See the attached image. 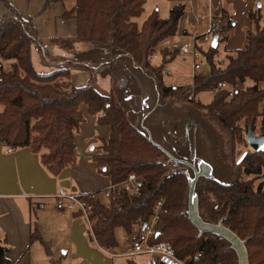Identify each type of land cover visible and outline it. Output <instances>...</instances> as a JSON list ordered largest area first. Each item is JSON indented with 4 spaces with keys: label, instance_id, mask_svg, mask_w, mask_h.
Returning a JSON list of instances; mask_svg holds the SVG:
<instances>
[{
    "label": "trees",
    "instance_id": "trees-1",
    "mask_svg": "<svg viewBox=\"0 0 264 264\" xmlns=\"http://www.w3.org/2000/svg\"><path fill=\"white\" fill-rule=\"evenodd\" d=\"M59 1L62 0H46L43 9ZM1 2L11 13L0 18V58L12 62L9 69L0 70V145L11 150L28 147L39 154L51 174L58 175L77 159L76 130L85 121V114L96 115L97 125L109 128L107 138L98 137L96 152L90 155L98 172L112 184L122 182L131 173L140 181L138 192L122 191L112 198L87 200L92 206V233L101 247L111 250L118 246L119 227L132 238L136 236L152 216L155 202L161 199L165 212L156 224L155 241L168 242L186 264H238L237 252L228 238L200 230L184 211L190 188L187 175L171 168L167 153L147 132L130 122L119 100L94 88L92 77L88 84L63 87L70 76L69 65L81 63L71 60L65 68L48 73L37 71L31 61V46L36 44L41 50L36 29L30 19L14 12L8 0ZM144 2L75 0L61 15L75 20V34L53 41L66 51H73L77 42L116 48L121 57L128 56L143 73L155 79L163 99L178 95L192 100L194 95L218 87L211 101H198L197 106L203 109L205 119L227 133L230 158L235 162L232 165L240 175L229 183L214 177L198 178V223L202 228L220 224L229 229L243 241L248 264H264V149L249 148L243 135L248 128L255 129L258 117L264 131V109L260 108L264 89L259 87L264 80V26L259 23L260 15L250 12L254 29L246 31L244 45L219 57V44L228 38L231 22L222 25L216 33V45L210 43L206 50L199 48L208 68L199 70L191 83L174 85L163 82L164 65L178 50L162 48L160 62L153 61L151 55L159 42L178 33L184 5H174L164 18L153 10L139 23L135 18L143 12ZM43 56L50 61L64 60L46 52ZM247 80L251 84L245 85ZM222 83L224 87H220ZM240 146L249 149L235 158ZM29 241H39L51 257V246L41 236L35 220ZM7 250L0 243V264H13L6 257Z\"/></svg>",
    "mask_w": 264,
    "mask_h": 264
},
{
    "label": "crops",
    "instance_id": "crops-1",
    "mask_svg": "<svg viewBox=\"0 0 264 264\" xmlns=\"http://www.w3.org/2000/svg\"><path fill=\"white\" fill-rule=\"evenodd\" d=\"M45 1L8 0L16 14L25 20H31L37 35L39 34V28L40 32L44 31V34L49 39L74 35L76 27L74 19L66 20L61 17L64 11H61L62 9H60L59 5L64 0L51 3L48 8L43 9ZM254 1L167 0L168 10L176 4H183L185 9L179 19L178 33L165 39L163 45L168 44L169 47L172 44L176 48L175 44L182 37L194 36L205 32L209 27V17L213 16L218 20L220 29L227 21L231 22V28L228 29V38L219 44V57L228 51L239 49L245 43L246 31L254 29V24L249 16L250 12L259 14V23L264 26V23L261 22V3L254 4ZM154 10L159 11L157 8ZM7 13H11V11L0 0V18ZM207 44L200 40L197 42L198 48L202 49L203 46H209ZM41 50L42 52H48L47 48H43L42 45ZM51 51V56L64 58V60L59 61L60 63L68 65L71 61L69 59H72L73 52L61 50L57 47L51 48ZM37 52H39L38 48ZM178 53L182 61H185V55L179 51ZM32 55L33 45L31 46V61H33ZM155 61L158 62V60ZM35 62H39L40 66H42V61L38 57ZM193 62L195 61L193 60ZM134 71H137L136 73L139 75L142 74L144 77L150 78L140 69H135ZM107 77L100 80L101 87H94L103 95L113 94V90L109 89V85L106 82ZM191 81L174 85L189 84ZM97 84H99V80ZM247 84H251V81L247 80L245 85ZM259 87L264 89V80L259 83ZM118 88L120 89V87ZM203 93L212 92H201L194 96L197 101L205 104L208 102L202 101L199 97ZM117 99L121 100L120 96ZM100 127L105 129L104 132L96 134L94 137L107 138L109 128ZM94 146L92 145L89 152L84 153L85 158L91 160L90 155L96 152ZM77 158L79 157L77 156ZM85 158L76 159L72 165L63 169L58 175H53L42 164L39 154L33 153L28 147L11 150L0 145V243L8 247L6 257L13 264H52L51 259L56 260L58 264H141L134 261L133 257L135 256L144 258L145 262L143 264H146L145 256L126 255L130 251L131 236L128 249L124 250L120 246L121 242L116 235L118 246L111 250H105L101 245L97 243L95 245L90 239L87 242L83 218L73 202L64 198L62 206H57L55 195L59 193H85L102 189L110 184L109 178L103 174L100 185L94 187H88L80 177L73 179L74 170L79 167L76 163L77 160L80 163L86 162ZM91 162L94 169L97 170L95 163L92 160ZM93 174L95 175V173ZM96 177L98 176L95 175L94 178L97 179ZM66 203L73 204V208L71 210L66 209ZM31 211L34 213L33 218ZM34 220L41 236L51 246V257L47 256L44 246L39 241H29ZM57 243L58 245H56ZM120 257L125 258L126 262H119Z\"/></svg>",
    "mask_w": 264,
    "mask_h": 264
},
{
    "label": "rangeland",
    "instance_id": "rangeland-1",
    "mask_svg": "<svg viewBox=\"0 0 264 264\" xmlns=\"http://www.w3.org/2000/svg\"><path fill=\"white\" fill-rule=\"evenodd\" d=\"M258 2L261 3V22L264 23V0H255L254 4ZM74 3L75 0H64L59 7L62 9L61 11H65L70 9ZM168 7L167 0H145L143 12L140 16L135 18V20L141 23L156 8L159 10V15L165 17L168 15ZM37 37L40 45H42L43 48H47V54L52 53L51 48L53 47L60 48L61 50L63 49L57 42L52 40L53 38L49 39V37L44 34V31L40 32V28ZM170 37L171 36H168L165 39ZM164 40L159 42L154 49L151 55L153 61H161L160 54L163 47L168 48L169 51H174L176 49L172 44L169 47L167 43V45H163ZM37 48V45L33 44L32 63L37 71L48 73L68 66L66 63L63 64L56 60H46L42 50L38 48L39 53L37 52ZM207 48L208 46H203V50ZM63 50L66 51L65 48ZM70 52L73 53L71 56L72 59L69 60L77 61L81 63V65H69L70 76L65 80V83L62 84L63 87L69 89L71 87L88 84L91 77L93 86L101 87L100 80L108 76L106 82L109 85V89L113 90L112 95L116 99L120 96L121 100H119V103H121L122 107L127 112L130 122L135 127H139L147 132L152 140L160 145L167 153L172 163L178 161L179 165L177 167L172 166L171 168L182 170L189 178L190 187L194 182L191 196L189 194V188L184 211L189 214L191 210L194 219L198 221L199 211L196 196V182L198 178L214 177L221 183H229L240 175L237 167L233 166L235 162H232L230 158L227 133L218 128L213 122L203 117V109L197 106L198 101L195 99V96H193L192 100L178 98V95L168 99L160 97L155 79L146 78L142 74L139 75L136 73L137 71L134 70L140 69L142 71L141 67L128 59V56L121 57L122 55L120 56V54L117 53L116 48H108L106 45L101 44L77 42L74 50ZM37 57L42 61V66H40L39 62H35ZM114 58L117 59V61L110 62ZM185 59V61H182L178 53L174 55L172 60L169 62L166 61L164 65V83L180 84L191 81L194 62L190 56H185ZM10 62H12V60L0 58V70L9 69ZM197 62H199L201 66L199 69L200 71L208 68L203 56H201ZM99 67L101 68L97 71ZM199 70L197 72H199ZM167 71H169L170 74H167ZM98 80L99 84H97ZM118 87H120V89ZM117 91L119 92L117 93ZM212 96V93H203L200 94L199 97L202 101L209 102ZM260 108L261 110L264 109V100L260 104ZM241 123L243 125V121H241ZM260 123V118H257L255 129L253 130L255 134L261 133ZM104 130V128L97 125L96 115L91 116L85 114V121L80 125L79 129L76 130L77 154L79 158H85L84 153L89 152L92 145L97 146L99 141L94 135L102 134ZM243 135H245V132ZM249 148L240 146L235 158L239 157L242 151L248 150ZM79 158L77 159L79 160ZM85 159L87 161L81 163L77 160L76 163L79 167L74 170L75 174L73 175V179L75 177H80L88 187L100 185L103 179L101 176L103 175L99 173L98 170L94 169L91 160L88 158ZM93 173L98 176L96 177L97 179L94 178L95 175ZM259 180H257L255 184H257ZM72 205L66 203V209L71 210V208H73ZM82 218L86 227L85 236L87 242H89L90 239L95 245L96 243L100 245L97 238L90 236L91 232L88 223L84 217ZM116 235L121 242L120 246H122L124 250L128 249V244L131 239L130 236L120 227L116 229ZM56 245H58V243ZM133 259L135 262L137 261L141 264L145 262L144 258L140 256H135ZM119 262L125 263V258L120 257Z\"/></svg>",
    "mask_w": 264,
    "mask_h": 264
},
{
    "label": "built area",
    "instance_id": "built-area-1",
    "mask_svg": "<svg viewBox=\"0 0 264 264\" xmlns=\"http://www.w3.org/2000/svg\"><path fill=\"white\" fill-rule=\"evenodd\" d=\"M209 22V27L205 32L194 36L182 37L180 41L175 44L176 48L180 53L185 56H190L195 61L193 64V71L191 73L192 78L200 69V64L197 61L202 56V53L197 46L198 40L210 44L213 36L217 35V31L220 30V24L216 18L210 16ZM167 74H170V72L167 71ZM224 86L225 84L222 83L220 87ZM217 90L218 87L214 88L212 92H216ZM188 98H191V96H189ZM172 166L177 167L178 162H173ZM139 187L140 181L138 177L134 173H131L122 182L116 184L110 183L106 187L99 190H93L85 193H59L55 195V197L57 199L58 207L62 206V201L64 198L70 200L76 205L77 210L88 223L91 236L94 237L89 217L92 206L90 203L87 202V200L96 199L99 197L112 198L114 195H118L122 191L134 193L138 192ZM162 212H165V210L163 209V201L159 199L154 204L153 214L150 217L149 221L146 222L141 227L139 233L132 238L130 251L126 253V255L145 256L146 264H186L175 255L173 249L169 246L168 242H157L154 240L155 234L157 232L156 224L157 222H159L160 215ZM196 258L197 257L194 256V260Z\"/></svg>",
    "mask_w": 264,
    "mask_h": 264
},
{
    "label": "water",
    "instance_id": "water-1",
    "mask_svg": "<svg viewBox=\"0 0 264 264\" xmlns=\"http://www.w3.org/2000/svg\"><path fill=\"white\" fill-rule=\"evenodd\" d=\"M217 42V36H213L212 38V46H215ZM245 140L247 144L254 150V151H261L264 149V131L261 132L260 134H255L251 128H248L245 133ZM193 185L194 182L191 184L190 187V196L193 192ZM190 207V205H189ZM189 217L192 220V222L200 228V230L207 229L212 232H216L220 235L225 236L228 238L231 242L233 247L235 248L237 255H238V264H248L247 260V253L246 249L244 246V243L242 240H240L236 234H234L232 231L229 229L221 226L220 224L218 225H204V228L200 227L198 221H196L193 217V213L190 210ZM144 225V224H143Z\"/></svg>",
    "mask_w": 264,
    "mask_h": 264
}]
</instances>
